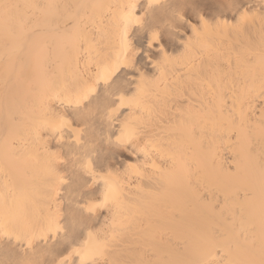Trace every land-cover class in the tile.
Here are the masks:
<instances>
[{
  "label": "bare ground",
  "instance_id": "obj_1",
  "mask_svg": "<svg viewBox=\"0 0 264 264\" xmlns=\"http://www.w3.org/2000/svg\"><path fill=\"white\" fill-rule=\"evenodd\" d=\"M147 4L0 0V264L259 260L264 0H194L192 23L202 15L211 28L199 37L182 28L187 49L180 35L166 40V63L160 44L149 49L129 28L125 68L126 6ZM240 12L248 19L234 26ZM117 66L105 100L102 76ZM85 96L86 126L74 112ZM126 121L136 141L115 147ZM106 173L120 200L89 213L82 206L103 200Z\"/></svg>",
  "mask_w": 264,
  "mask_h": 264
},
{
  "label": "snow or ice",
  "instance_id": "obj_2",
  "mask_svg": "<svg viewBox=\"0 0 264 264\" xmlns=\"http://www.w3.org/2000/svg\"><path fill=\"white\" fill-rule=\"evenodd\" d=\"M128 11L123 17V23L125 28V39H124V48H125V58L122 62L123 67H133L129 63L128 58V40H127V30L132 28L133 31L141 34L142 38L147 42V47L149 49L153 48L156 44H160L159 53L161 55L160 61L158 63H166L169 60V57L166 53V48L168 44L165 41H170L174 44L177 40V36L180 35L181 44L187 49L191 45V38L187 43L183 41V36L180 33V30L183 28L187 31V27L192 29V32L195 36L199 37L203 34H206L211 25L208 21L201 15L199 16L200 23H192V18L188 14L187 9L189 7L193 8V14H197L193 3L190 4L188 0H184L183 3L180 0H148L147 7L143 12H138L135 5L126 6ZM231 7V5H228ZM236 11L239 12V6H236ZM248 19L247 12H240L239 17L235 19L234 26H240L246 23ZM227 24V21H225ZM120 71V66L112 68L111 70L105 69V73L102 76L105 84V100L109 96L115 95V90H118V85L116 84L115 74ZM136 101V107L139 108L143 100L142 98L134 97ZM88 97L85 96L82 100L77 101V105L74 109L76 114V119L81 123H84L85 126L87 121L93 115L91 109L88 106ZM121 107H123V98H121ZM109 119L112 118L111 113H106ZM137 138V128L125 122L121 128V134L116 138L117 142L115 147H120L121 145H127L130 143H135ZM94 162H89L88 164H82V167L86 168L89 174L94 178L97 176V173L93 167ZM131 167V165H129ZM100 184L103 185V200L95 204L84 205V209L91 213L95 208L98 207H108L113 204H117L120 200V191L116 180L113 178L111 173H106L103 176L99 177L97 186ZM91 236V234H90ZM105 247L103 245L97 246L93 257H102L104 255ZM81 264H87L86 260L82 258ZM91 264H98L95 258L91 259ZM250 264H264V247H262L260 252L259 260H253Z\"/></svg>",
  "mask_w": 264,
  "mask_h": 264
}]
</instances>
